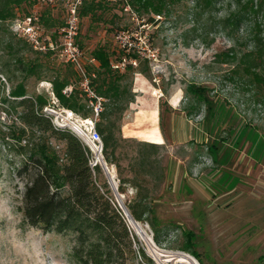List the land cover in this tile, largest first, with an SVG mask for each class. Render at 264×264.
<instances>
[{
	"label": "rangeland",
	"instance_id": "374dc122",
	"mask_svg": "<svg viewBox=\"0 0 264 264\" xmlns=\"http://www.w3.org/2000/svg\"><path fill=\"white\" fill-rule=\"evenodd\" d=\"M67 2L60 0L53 7L57 28L64 24ZM191 9L192 0H184L173 7L171 15L138 13L152 25V41L159 58L156 62L142 60L136 67L134 92L137 74L147 81L148 86L142 89V94L136 93L142 99L138 104L141 108L129 107L118 122L121 129L118 132L121 138L118 154L122 157V166L127 169L124 176L132 177L128 168L130 158L136 154V146L127 140L152 141L143 135L125 137L122 131L125 114L128 111L130 120L140 121L142 118L137 119L138 112L143 109L147 113L156 100L165 136L162 143H157L162 145L158 170H163L164 180L155 187V177L141 176L147 180L144 186L149 188V201L157 222L155 232L149 223L138 221L145 231L141 237L124 210L138 189L131 184L119 189L117 166L113 164L114 185L101 165L115 204L124 214L134 236L136 256L127 264H264V103L256 98L253 89L226 79L228 65L214 62L215 54L230 46L226 36L210 33L204 40L186 31L192 25ZM157 15H161V19L156 20ZM133 27L135 23L131 17L120 7L111 5L110 10H104L95 19L89 16L82 18L80 42L87 50L99 42L116 47L113 40L116 30ZM54 61L57 64L64 62L58 57H54ZM0 75L8 94L10 83L3 74ZM27 82L30 92L47 93L52 100L48 92L52 88L49 80L30 77ZM191 83L209 89L210 98L216 102L214 118L208 116L207 104L201 103L200 110L194 108L198 107L197 100L187 92ZM176 93H180V101L174 109L170 101ZM180 115L190 120L189 130L182 129L185 121ZM15 121V111L7 113L2 107L0 217L4 220H0V229L14 223L7 220L9 217L23 220L18 207L22 204L25 183L15 175L21 157L9 151L3 136ZM215 142L223 144L217 160L208 148ZM224 153L229 154L228 162L224 160ZM32 227L34 235L39 237L40 231L37 230L42 229ZM42 232L47 236L51 256L58 264H78L71 257L74 242L70 236ZM155 233L159 241L155 239ZM192 234L194 249L199 255L191 247Z\"/></svg>",
	"mask_w": 264,
	"mask_h": 264
},
{
	"label": "trees",
	"instance_id": "16d2710c",
	"mask_svg": "<svg viewBox=\"0 0 264 264\" xmlns=\"http://www.w3.org/2000/svg\"><path fill=\"white\" fill-rule=\"evenodd\" d=\"M182 1L131 0V4L140 15H171L173 7ZM36 3L37 0H0V74L7 78L11 87L7 94L6 83L0 75V110L3 107L7 113L12 110L16 113V121L3 136L9 151L21 157L15 175L24 181L25 187L18 210L24 224L70 236L74 242L71 257L78 264H127L136 256L134 236L115 204L103 167L101 164L91 166L92 151L75 131L53 123V116L45 111L51 103L50 96L29 91L27 81L30 77L47 79L61 106L84 117L92 114L86 96L78 87L80 75L73 65L57 64L53 52L35 50L12 30V21L32 13ZM111 5L124 12L120 2L84 0L80 6L81 22L86 16L95 19L104 10H110ZM45 7L41 10L42 23L47 28H57L52 13L55 6ZM191 15L192 25L186 31L204 40L210 33L226 36L230 46L217 52L214 62L228 65L226 79L253 89L256 98L264 103V0H192ZM80 45L85 48L83 43ZM87 53L97 60V63L87 64L92 83L106 99L96 122L104 143V159L117 166L119 189H125L127 184L138 189L128 204L131 216L136 221L149 223L156 232L149 188L144 186L147 180L141 176H153L157 181L155 187L161 185L164 172L161 168L158 170V155L162 145L127 140L136 146V154L130 158L128 168L132 177L124 176L127 169L122 166V157L118 154L121 141L118 122L136 99L133 91L136 67L113 68L112 63L123 53L107 42L97 43ZM69 85H73V91L66 94L63 90ZM187 92L197 100L198 107L194 108L200 110L201 103H205L208 116L211 119L216 116V102L210 98L207 87L191 83ZM208 148L217 160L223 144L215 142ZM225 153L224 160H229V154ZM155 239L159 241L157 233ZM193 240L192 234L191 247L199 255ZM142 253L145 257V252Z\"/></svg>",
	"mask_w": 264,
	"mask_h": 264
},
{
	"label": "built area",
	"instance_id": "2783aa9c",
	"mask_svg": "<svg viewBox=\"0 0 264 264\" xmlns=\"http://www.w3.org/2000/svg\"><path fill=\"white\" fill-rule=\"evenodd\" d=\"M60 0H37L32 13L17 17L12 21V30L20 37L26 39L32 47L39 52H53L62 61L73 65L80 75L78 87L86 96L92 114L84 117L72 109L60 105L53 88L48 92L52 96L51 103L45 107V111L53 116V123L59 127H68L75 131L90 147L92 167L101 164L104 169L113 176L112 183L115 185V171L113 164H103L104 143L102 135L96 126V122L104 110L106 99L101 96L92 83V75L87 70L88 63H97L94 57H90L87 50L80 45L79 35L81 29L80 6L84 0H68L64 24L47 33L42 23L41 8L43 6H56ZM120 2L124 13L128 14L135 23L133 28H122L116 30L113 35L114 44L122 57L112 63L113 68L125 70L129 65L138 67L140 61L156 62L159 52L153 45L151 36L152 25L140 18L138 12L132 7L131 0H107ZM156 16V20L161 19ZM52 86V84H50ZM64 93L73 91V85L66 86Z\"/></svg>",
	"mask_w": 264,
	"mask_h": 264
},
{
	"label": "clouds",
	"instance_id": "9594fccd",
	"mask_svg": "<svg viewBox=\"0 0 264 264\" xmlns=\"http://www.w3.org/2000/svg\"><path fill=\"white\" fill-rule=\"evenodd\" d=\"M7 220L14 223L0 229V264H58L51 256L47 236L42 230H37L40 231L37 237L33 227L25 225L22 218L9 217Z\"/></svg>",
	"mask_w": 264,
	"mask_h": 264
},
{
	"label": "crops",
	"instance_id": "0c3cea01",
	"mask_svg": "<svg viewBox=\"0 0 264 264\" xmlns=\"http://www.w3.org/2000/svg\"><path fill=\"white\" fill-rule=\"evenodd\" d=\"M47 33L52 32L54 29L56 28H47L45 26ZM134 86V84H133ZM147 81L143 79V77H141V75L137 74V77L135 78V93H140L142 94L143 91L142 89L147 88ZM134 91V90H133ZM139 96H137V101L136 99L130 103L129 107L130 108H134L136 106V110H138L139 108V103L142 102V99ZM179 101H180V93H176L175 95H173L171 101H170V105L176 109L179 106ZM137 104V105H136ZM128 107V109H129ZM127 109V110H128ZM158 107L156 105V100H155V104L154 106L146 113L143 111V109L140 110V113L138 112L137 114V119H140V121L136 120V121H132L130 120L128 117V111L125 114V119H124V124L122 127V131L124 133L125 137H135V135H143V136H148L150 138V141L152 142H156V143H162V140L165 138L162 127L160 125L159 122V111H158ZM143 113H144V117H143ZM183 114V112L181 113ZM124 118V117H123ZM180 118L185 121L183 123L182 129H186L189 130V125L188 122H190L189 119H187L186 117H184L183 115H180ZM180 128V126H178ZM178 128V130H179ZM183 132V130H182ZM180 134H181V130H180ZM156 140V141H155ZM159 141V142H158Z\"/></svg>",
	"mask_w": 264,
	"mask_h": 264
},
{
	"label": "bare ground",
	"instance_id": "6f19581e",
	"mask_svg": "<svg viewBox=\"0 0 264 264\" xmlns=\"http://www.w3.org/2000/svg\"><path fill=\"white\" fill-rule=\"evenodd\" d=\"M155 141H156V140H155ZM158 142H159V141H158ZM121 198H122V197H120V200H121ZM121 202H122V200H121ZM122 204H123V203H122ZM124 210H125V212H126L128 218H129V221H130L131 225L136 229V231L138 232V234L141 235V237H142V235L145 234V231H144V229H143V226L141 225L140 222L136 221V220L131 216V214L128 212V208H126L125 206H124ZM180 259H181V258H180ZM183 263H184V262H183ZM187 263H188V262H187ZM189 263H190V262H189Z\"/></svg>",
	"mask_w": 264,
	"mask_h": 264
},
{
	"label": "water",
	"instance_id": "95a60500",
	"mask_svg": "<svg viewBox=\"0 0 264 264\" xmlns=\"http://www.w3.org/2000/svg\"><path fill=\"white\" fill-rule=\"evenodd\" d=\"M103 164H104V165L106 164L105 160H103ZM107 173H108L110 179H113V176L111 175V173H110L109 171H107ZM128 212L130 213L129 209H128ZM125 214H126V213H125ZM130 214H131V213H130ZM126 216H127V215H126Z\"/></svg>",
	"mask_w": 264,
	"mask_h": 264
}]
</instances>
